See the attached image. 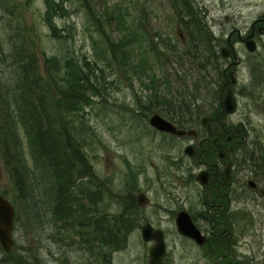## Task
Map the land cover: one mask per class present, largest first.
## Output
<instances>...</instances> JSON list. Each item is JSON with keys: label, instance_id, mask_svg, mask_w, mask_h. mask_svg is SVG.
<instances>
[{"label": "rangeland", "instance_id": "rangeland-1", "mask_svg": "<svg viewBox=\"0 0 264 264\" xmlns=\"http://www.w3.org/2000/svg\"><path fill=\"white\" fill-rule=\"evenodd\" d=\"M116 4L120 6L121 18L125 21L122 29L133 30L142 37H137L134 44L137 47V58H133L136 71L126 70L119 64V59L111 61L99 51L102 36L99 28L104 29L115 43L120 36L121 25L117 26L116 20L103 12L107 5L114 7ZM67 7L69 15L55 19L60 33L65 35L59 39L45 20V0H0V38L7 49L12 20L13 27L27 28L29 41L40 51L61 57L74 55L79 61L86 56L97 61L104 71L93 76L100 93L93 97L84 112V152L93 174L84 178L86 214L67 216L65 223V217L53 215L52 210L48 214L27 212L31 206L15 200L8 173L0 162V193L14 203L17 212L14 247L6 252L0 244V264H151L153 242L143 240L141 232V226L146 222L165 232L170 264H213L201 249L179 233L175 223L174 210L177 207L188 211L200 207L196 185L177 178L182 173L187 178L188 172L176 170L180 167L167 163V156L179 155L188 141L157 134L151 129L148 117L165 110L176 115L169 103L179 94L186 113L207 112L208 106L213 104L210 102L211 88L218 87V70L210 66L199 69L191 59L189 63L181 59L185 47L174 33L177 22L168 12L169 5L165 0H88L87 7L81 0H71ZM9 8L16 15L9 16ZM247 10L249 25L260 8L250 4L245 12ZM93 14L98 18H93ZM139 20L143 21V29ZM152 41L162 44L159 49L161 65ZM170 45H175L172 50L168 48ZM203 45V50L209 53ZM108 56L113 58L112 53ZM256 71L249 65L241 67L238 78L243 81L236 86L239 108L232 118L251 121L264 135V73ZM145 74L159 80L165 78L166 83H158L154 90ZM200 79L202 83L197 82ZM150 162L155 163L156 168ZM186 163L183 168L188 167L189 160ZM139 168L142 171L135 179ZM163 170L166 174H162ZM134 180L139 189L146 190L152 198V203L139 212L130 205L129 195L135 191L131 181ZM250 209L255 221L251 222L249 232L242 236L246 244L239 247V252L249 258L248 264H264V199L251 203ZM127 215L135 224L132 231L123 232L119 239L109 231L99 232L100 228H119ZM97 230L98 238L86 242L85 236H95Z\"/></svg>", "mask_w": 264, "mask_h": 264}, {"label": "trees", "instance_id": "trees-1", "mask_svg": "<svg viewBox=\"0 0 264 264\" xmlns=\"http://www.w3.org/2000/svg\"><path fill=\"white\" fill-rule=\"evenodd\" d=\"M70 1L45 0V20L59 39L65 38V35L60 33L55 19L69 15L67 3ZM81 2L87 7L88 0ZM120 10L117 4L104 8L103 12L115 19L117 26L121 25L120 36L115 43L104 29L99 28L102 32L99 51L111 61L119 59V64L126 70L136 71L137 65L133 58H137V47L134 44L142 37L133 30L122 29L125 21L121 18ZM8 15L13 17L16 13L9 8ZM93 18L98 17L93 14ZM139 22L143 29V21ZM10 27L7 49L0 38V162L8 173L15 200L19 204L31 206L29 210L26 209L27 212L48 214L52 210L53 215L56 213L59 217H65L63 221L66 223L67 216L75 217L76 213L83 212L86 214L83 204L86 191L84 178L92 177L93 174L84 152V112L93 97L100 93L93 82V76L97 77L96 72L104 71L97 61L86 56L79 61L74 55L61 57L46 54L29 41L27 28L23 30L19 25L13 27L12 20ZM194 28L190 31H195ZM201 29L202 26H197V36L191 37L192 45L188 52H183L184 55H194L192 52L199 51L196 48L201 47V42L210 46L209 35ZM156 38L157 35L154 40ZM152 44L154 53L160 57L158 64L161 65L162 53L159 49L162 44L156 41H152ZM173 47L170 45L168 48L172 50ZM204 52L200 51L201 54ZM109 53H112L113 58L108 56ZM142 66L145 68V64ZM218 73L220 75L221 71L218 70ZM147 77L154 90L158 83L165 81V78L159 80L153 75ZM197 82L202 83V79ZM211 89L212 94L218 92L217 86ZM180 95L170 99L169 106H173L176 115L183 113L185 116V103ZM173 100L175 103H172ZM160 113L176 117L170 110ZM125 219L115 230H98L102 234L109 231L119 239L123 232L132 231L135 224L130 215ZM98 230L95 236H85L86 242L91 243L98 238ZM103 237L108 238L105 235Z\"/></svg>", "mask_w": 264, "mask_h": 264}, {"label": "flooded vegetation", "instance_id": "flooded-vegetation-1", "mask_svg": "<svg viewBox=\"0 0 264 264\" xmlns=\"http://www.w3.org/2000/svg\"><path fill=\"white\" fill-rule=\"evenodd\" d=\"M165 2L169 5L168 12L173 14L177 22L174 33L181 38L185 47L182 52L189 51L191 37L197 36V26H202L201 30L206 31L210 37V46H204V42H201L209 53L201 54L203 48L197 47L199 51L193 52L194 55L182 54L181 59L188 60V63L191 59L197 68L210 66L221 71L217 82L218 92L211 94L210 102L213 104L208 106L207 112L200 110L195 115L185 113V116L182 113L173 118L164 115L179 129L194 130L193 135L185 134L181 137L159 131L150 125L152 130L163 137L188 141L179 155L167 156V163L180 167L176 170L188 172L187 178L183 176L184 173L176 177L180 178L179 181L186 180L196 185V199L200 207L193 211L177 207L174 210L175 223L177 226L179 212L189 213L193 224L205 237V243L201 245L192 238H185L190 239L198 250L201 249L213 264H248L249 258L239 252V247L246 244L242 236L249 232L251 222L255 221L250 204L264 199V135L251 121H235L232 116L239 108L236 86L239 81H243L238 78L241 67L249 65L252 70L264 73V0ZM250 4L259 6L260 10L251 24L249 22L247 25L246 15L249 10H245ZM193 26L196 30L190 31ZM229 89L233 91L236 102V110L231 113L224 108L225 94ZM198 107L201 109L202 105ZM189 146H192V152L187 150ZM187 160L188 167L183 168ZM150 163L156 168L155 163ZM164 170L162 174H166ZM137 171L135 179H138L139 171L142 170L139 168ZM132 185L135 191L129 195L130 205L139 212L142 207L152 203V198L146 190L139 189L135 180L131 181ZM140 193L146 194L149 199L147 205L139 204ZM168 254L165 261L170 264L167 261Z\"/></svg>", "mask_w": 264, "mask_h": 264}, {"label": "water", "instance_id": "water-1", "mask_svg": "<svg viewBox=\"0 0 264 264\" xmlns=\"http://www.w3.org/2000/svg\"><path fill=\"white\" fill-rule=\"evenodd\" d=\"M251 49H253V47H251ZM224 108L226 112L230 113L236 110L235 97L231 89L227 90L225 94ZM149 123L159 131L168 132L181 137L185 134H194V130L179 129L175 124L168 121L159 113L151 114L149 117ZM191 149L192 146L187 148L189 151ZM138 199L141 206L149 203V199H147L146 194L144 193H140ZM15 216L16 213L13 204L0 194V244L6 252H9L14 247L15 241L13 238V230L15 225ZM176 221L178 230L182 235L196 240L201 245L205 243V237L201 235L200 230L193 224L188 212H179ZM141 232L145 241L155 240L153 246L150 248V263L167 264L164 261V258L167 255L164 231L162 229L155 228L151 223H146L141 228Z\"/></svg>", "mask_w": 264, "mask_h": 264}]
</instances>
